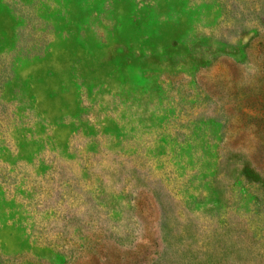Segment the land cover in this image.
Here are the masks:
<instances>
[{
    "label": "rangeland",
    "instance_id": "rangeland-1",
    "mask_svg": "<svg viewBox=\"0 0 264 264\" xmlns=\"http://www.w3.org/2000/svg\"><path fill=\"white\" fill-rule=\"evenodd\" d=\"M0 264H264V0H0Z\"/></svg>",
    "mask_w": 264,
    "mask_h": 264
}]
</instances>
